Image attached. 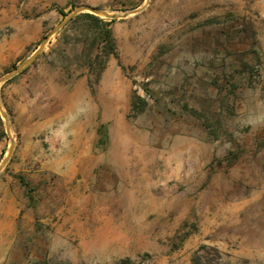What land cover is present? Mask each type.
<instances>
[{"label":"rangeland","instance_id":"obj_1","mask_svg":"<svg viewBox=\"0 0 264 264\" xmlns=\"http://www.w3.org/2000/svg\"><path fill=\"white\" fill-rule=\"evenodd\" d=\"M196 253L264 264V0H0V264Z\"/></svg>","mask_w":264,"mask_h":264},{"label":"trees","instance_id":"obj_2","mask_svg":"<svg viewBox=\"0 0 264 264\" xmlns=\"http://www.w3.org/2000/svg\"><path fill=\"white\" fill-rule=\"evenodd\" d=\"M85 20L89 25L88 30L82 32L81 35L85 36V42L91 40L92 46L96 45L98 49L95 54V61L100 64H105L106 59L113 54H116L117 47L116 41L113 36L112 31V20H106L95 13L85 11L76 14L69 20L70 22ZM93 63V61H92ZM103 66V65H102ZM148 106V100L145 96L139 94L135 95L132 104L131 110L134 112V115H138L146 110ZM22 178V177H21ZM24 181V179H21ZM27 184V182H25ZM204 255L201 253H196L193 256V264H205L203 261ZM124 264H129V259L125 258L123 260Z\"/></svg>","mask_w":264,"mask_h":264},{"label":"water","instance_id":"obj_3","mask_svg":"<svg viewBox=\"0 0 264 264\" xmlns=\"http://www.w3.org/2000/svg\"><path fill=\"white\" fill-rule=\"evenodd\" d=\"M85 8H86L85 6H80V7H78V8L75 10V12L83 11ZM90 10H93V12H97V13H99V10H97V9L91 8Z\"/></svg>","mask_w":264,"mask_h":264}]
</instances>
